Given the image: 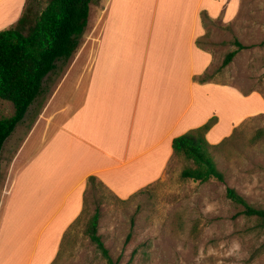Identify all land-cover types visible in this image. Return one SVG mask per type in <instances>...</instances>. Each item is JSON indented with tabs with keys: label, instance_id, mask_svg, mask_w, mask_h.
<instances>
[{
	"label": "crops",
	"instance_id": "1",
	"mask_svg": "<svg viewBox=\"0 0 264 264\" xmlns=\"http://www.w3.org/2000/svg\"><path fill=\"white\" fill-rule=\"evenodd\" d=\"M27 2L0 0V30L17 23ZM229 3L95 1L83 42L42 113L26 131L19 132L20 123L4 144L0 264L20 259L34 234L31 244L39 246L50 226L57 231L44 241L54 247L40 263L53 260L94 182L121 198L132 196L166 174L176 156L175 137L214 116L208 140L217 144L230 135L237 123L238 89L198 80L213 62L199 43L204 20L229 18ZM10 110V102L0 98V117ZM8 231L18 244L12 258L5 248Z\"/></svg>",
	"mask_w": 264,
	"mask_h": 264
},
{
	"label": "rangeland",
	"instance_id": "2",
	"mask_svg": "<svg viewBox=\"0 0 264 264\" xmlns=\"http://www.w3.org/2000/svg\"><path fill=\"white\" fill-rule=\"evenodd\" d=\"M228 1L229 18L224 14L217 19L207 17L206 33L199 39L200 45L213 55L208 77L238 89L236 127L212 148L225 180L182 178V170L194 163L176 154L162 178L132 196L121 198L104 183L94 182L88 188L83 212L65 233L59 230L64 235L62 243L56 245L57 254L48 264H109L88 233L97 210L98 233L114 264H264V228L227 196V188L233 187L250 203L264 208V0ZM46 3L40 0L34 8L39 10ZM94 3L90 4L91 14H95ZM83 36L84 33L80 44ZM236 41L246 47L239 48ZM237 48L234 59L224 66L228 52ZM71 58L60 61L49 75L45 93L32 105L19 132L35 123ZM9 102L11 110L3 115L14 112ZM5 178L3 172L0 224ZM56 228L50 226L35 248L31 244L35 234L30 236L32 241L27 239L22 246L21 258L6 260V264H27L33 248L30 264H41L45 253L54 247L44 240ZM11 231L5 248L12 258L18 244Z\"/></svg>",
	"mask_w": 264,
	"mask_h": 264
},
{
	"label": "trees",
	"instance_id": "3",
	"mask_svg": "<svg viewBox=\"0 0 264 264\" xmlns=\"http://www.w3.org/2000/svg\"><path fill=\"white\" fill-rule=\"evenodd\" d=\"M38 1L28 0L17 23L0 30V98L14 105L12 114L0 117V170L6 140L45 93L46 80L58 68L59 62L68 61L78 49L88 24L90 4L96 0H47L46 5L37 10L34 6ZM236 43L239 48L246 47L240 41ZM239 48L228 52L224 66L234 59ZM208 78L211 76L206 73L198 80L206 81ZM216 122L217 117L214 116L205 124L173 139L175 153L194 163V166L182 170V178L203 182L211 178L225 180V173L219 169L212 154V148L218 144L210 143L207 138L208 131ZM227 196L243 207L245 215L255 217L264 228V208L250 203L233 187L227 188ZM99 212L97 210L93 215L88 233L109 264H114L98 233Z\"/></svg>",
	"mask_w": 264,
	"mask_h": 264
}]
</instances>
